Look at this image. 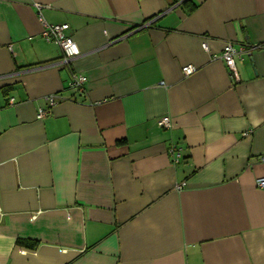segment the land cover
Returning a JSON list of instances; mask_svg holds the SVG:
<instances>
[{"label": "crops", "instance_id": "1", "mask_svg": "<svg viewBox=\"0 0 264 264\" xmlns=\"http://www.w3.org/2000/svg\"><path fill=\"white\" fill-rule=\"evenodd\" d=\"M261 45L264 0H0V264H264Z\"/></svg>", "mask_w": 264, "mask_h": 264}, {"label": "built area", "instance_id": "2", "mask_svg": "<svg viewBox=\"0 0 264 264\" xmlns=\"http://www.w3.org/2000/svg\"><path fill=\"white\" fill-rule=\"evenodd\" d=\"M38 20L40 21L42 27V38L47 42H52L57 45L62 52L61 58L58 61L52 63V66L68 65L79 56V50L75 42L72 40L71 37L64 35V28L62 26L47 24L40 17H38ZM259 47L262 48L264 47V45H261ZM203 49H206L205 45H203ZM241 52H246L247 54L249 53L243 47L236 49L233 47L232 44H226L223 47L220 55V59L223 61L226 70L228 71L229 75L234 79H238L234 64L235 58L239 57ZM195 71L196 68L192 65H186L181 68L182 75L186 77L192 75ZM85 82V77L78 74H72L69 82V88L71 90L83 93ZM11 102L12 99H9L8 103L11 104ZM56 102L57 101L54 96L46 97V103L48 107H52L56 104ZM43 115L44 113L42 110L38 111V118L43 117ZM157 124L160 128L167 129L169 128V118L164 116L158 120ZM256 184L259 188H264L263 179L256 180Z\"/></svg>", "mask_w": 264, "mask_h": 264}]
</instances>
